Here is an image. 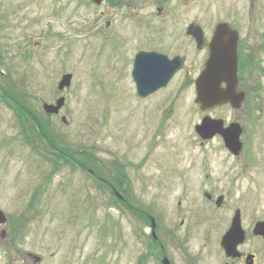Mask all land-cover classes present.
Segmentation results:
<instances>
[{
  "label": "rangeland",
  "instance_id": "374dc122",
  "mask_svg": "<svg viewBox=\"0 0 264 264\" xmlns=\"http://www.w3.org/2000/svg\"><path fill=\"white\" fill-rule=\"evenodd\" d=\"M219 22L246 36L264 29V0H0V96L9 99L0 98V211L10 234L0 239V264H161L164 255L170 264H223L220 240L234 211L244 230L264 220V111L248 110L233 157L221 138L201 144L194 127L204 116L227 124L238 112H201L183 87L185 70L206 55L188 42L187 25L209 39ZM138 51L187 61L139 99L130 76ZM65 74L70 86L58 91ZM60 97L59 113L46 115L42 106ZM78 162L109 173L120 200ZM129 201L160 222L166 252L147 247L149 226ZM184 217L190 223L180 227ZM238 249L264 264V243L251 234Z\"/></svg>",
  "mask_w": 264,
  "mask_h": 264
},
{
  "label": "water",
  "instance_id": "95a60500",
  "mask_svg": "<svg viewBox=\"0 0 264 264\" xmlns=\"http://www.w3.org/2000/svg\"><path fill=\"white\" fill-rule=\"evenodd\" d=\"M93 4L100 5L102 0H91ZM187 35L191 36L197 49H203L205 38L203 30L197 24H191L187 28ZM237 31L232 29L227 23L216 24L212 38L209 42V55L205 62V67L195 81V104L200 111L205 112L215 107L229 104L232 109L238 110L244 100L243 94L236 93L237 86ZM185 58L174 57L172 59L155 52H138L133 61L131 77L136 88V95L140 99H145L157 90L165 87L172 77L182 68ZM71 75L66 74L61 77L58 83V90L69 87ZM225 84V87L222 85ZM64 105V98L56 100L54 105H43L45 113L56 115ZM61 121L66 123L64 117ZM195 133L202 141L212 139L215 135H220L225 149L233 156H238L241 151L239 137L241 129L238 124H231L227 128L223 127L222 120L211 119L205 116L201 122L195 126ZM223 198L219 197L216 206L219 207ZM6 223L5 215L0 211V225ZM152 235L155 236V223L151 219ZM5 231H1V236ZM253 235L264 239V221L256 223ZM245 240V233L241 228L240 212L234 213L230 227L221 239V247L229 258L240 257L237 247ZM39 261V259H36ZM253 256L246 258V264H252ZM164 264H169L166 259Z\"/></svg>",
  "mask_w": 264,
  "mask_h": 264
},
{
  "label": "flooded vegetation",
  "instance_id": "af4514ba",
  "mask_svg": "<svg viewBox=\"0 0 264 264\" xmlns=\"http://www.w3.org/2000/svg\"><path fill=\"white\" fill-rule=\"evenodd\" d=\"M162 12V7L157 8V13L160 14ZM193 23H190L187 25L185 29V36L191 44L194 45L195 47V52H206L205 58L203 59L202 63L200 65L197 64V62H194L191 71L190 70H185V78L183 82V87L184 88H191L194 90V83L196 78L199 76L201 71L204 68L205 62L208 58L209 55V42L212 38L214 28L211 32V36L208 39L206 34L204 33V37L206 40V45L204 46L203 49H197L196 43L194 39L187 35V28ZM233 29L237 31L238 34V42H237V88L236 92L238 94H243L244 100L241 104V107L238 112V118L235 120H230L227 124L224 122V127L229 126L230 124H238L240 129H241V134H240V143H241V152L243 151L244 148V134H245V127H246V116L248 115V110L252 112H263L264 111V29L261 30H256L253 33H250L248 36H246L243 32H240V29H236L232 25H230ZM215 27V26H214ZM252 41V46H250L249 42ZM175 56H180L184 57V65L187 61V57L185 55H179L176 54ZM174 57V56H173ZM184 65L182 69L179 71L181 72L184 70ZM178 72V73H179ZM230 107L229 105H223ZM218 107L212 109L215 110ZM220 138L219 136H215L214 138ZM239 154V155H240ZM208 203L212 202V198H209L207 200ZM236 211V210H235ZM182 212V211H181ZM152 216H148V223L149 227L151 225V218ZM154 218V217H153ZM155 220V218H154ZM258 222V221H257ZM156 233L158 230H160V222L156 221ZM189 218L184 217L180 221V227L187 226L189 224ZM254 224L250 225L247 230L245 231L246 238L247 234H251V236L258 240H261L263 243L264 241L262 240L261 237L258 236H253V228ZM176 230H173L169 226H164L162 229V233H164L167 236H175L177 233ZM146 242L150 244L152 242V247H158L161 252H166V246L164 242L161 239V235H155L153 236L151 231L146 237ZM223 252V251H222ZM247 255H252L253 256V262L252 264H257V255L255 252H248L245 254L241 253L240 257L237 258H226L223 264H246V257ZM166 257V258H165ZM162 259H166L168 263L170 264L169 260L167 259V256H162L160 258V262ZM164 264V263H163Z\"/></svg>",
  "mask_w": 264,
  "mask_h": 264
},
{
  "label": "trees",
  "instance_id": "16d2710c",
  "mask_svg": "<svg viewBox=\"0 0 264 264\" xmlns=\"http://www.w3.org/2000/svg\"><path fill=\"white\" fill-rule=\"evenodd\" d=\"M12 96H11V98L13 99V101H15V102H17L18 104H22V106L21 105H18V106H20L21 108H19L18 106V108L17 107H15V109L14 110H22V112H24L25 111V109L27 108L25 105H24V103H22V102H20L19 100H17V98L13 95V94H11ZM0 98L1 99H3V100H6L7 102H9V99L6 97V96H4V95H1L0 96ZM7 104V103H6ZM8 105V104H7ZM16 114V113H15ZM38 127V131L39 130H41V131H43L42 130V125L41 124H37V126H36V128ZM45 136V138H42V139H45L46 141H47V143L49 144H51V145H55V143L54 142H52L51 140H52V138L50 137V136H48V135H44ZM27 135H25L24 136V141L26 142V143H30V141L27 139ZM29 138V137H28ZM41 139V138H40ZM32 144V143H31ZM46 160H47V158H45ZM76 164V163H75ZM66 165V164H65ZM77 166H79L80 168H81V171L83 170V173H85V174H87V176H90L91 178H93V180L94 181H96L97 182V187L98 188H104V189H106L107 191H109V193L113 196V190H112V188H117L116 186H115V184L113 183V181H112V179L110 178L111 176H110V174L109 173H107V174H103L101 171H99V170H96V169H89V168H92L91 166H89L87 163H82V162H78V164H76ZM55 166V165H54ZM74 167L75 168H77L75 165H74ZM55 169V168H54ZM121 185V184H120ZM114 197V196H113ZM129 210H130V212L132 213V214H134L135 216H137L138 217V215H140L143 219H144V221L146 222V223H148V216H150L149 214H147L148 213V211H145V210H141V209H137L133 204H131L130 203V201H129ZM149 246H153L152 245V242L149 244Z\"/></svg>",
  "mask_w": 264,
  "mask_h": 264
}]
</instances>
